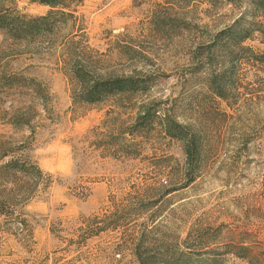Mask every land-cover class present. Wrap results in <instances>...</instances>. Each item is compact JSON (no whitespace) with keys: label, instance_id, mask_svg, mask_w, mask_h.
Returning <instances> with one entry per match:
<instances>
[{"label":"rangeland","instance_id":"1","mask_svg":"<svg viewBox=\"0 0 264 264\" xmlns=\"http://www.w3.org/2000/svg\"><path fill=\"white\" fill-rule=\"evenodd\" d=\"M67 4L0 31V165L24 166L0 172V264H264V0ZM75 65L145 83L74 102ZM167 119L199 140L189 164Z\"/></svg>","mask_w":264,"mask_h":264},{"label":"trees","instance_id":"2","mask_svg":"<svg viewBox=\"0 0 264 264\" xmlns=\"http://www.w3.org/2000/svg\"><path fill=\"white\" fill-rule=\"evenodd\" d=\"M31 1L50 6V12L45 16L28 17L24 14L21 15L18 9H15L14 11L9 6H1L2 2H0V31L14 39H27L35 34L39 35L44 31L45 27L49 26L50 23L53 22L52 20L55 17L54 15L61 12L62 9L68 6L67 3L70 0ZM238 26L239 22H235L233 25L228 27L225 32H234ZM248 36V34L244 35L238 42H242L244 39L248 38ZM71 75L77 83L76 90L73 94V101L87 104H95L108 97L118 94L137 93L142 90L141 84L145 83L144 79L132 76L107 78L94 77L93 74L83 65L73 66L71 69ZM16 80H18V78H16ZM9 81L10 80H7L6 82ZM31 87L40 90L42 86L36 81L31 80L29 88ZM144 116L145 115L138 117L135 125H139L141 119H144ZM11 123L19 124L20 119L15 117ZM165 131L167 136L183 141L187 163L189 164V162H192L195 154L197 153L196 149L199 146V140L195 139V136L190 133L186 126L176 120L167 119ZM8 154V152H5L0 158L3 159L8 156ZM23 168L24 166L20 165L18 160L12 159L0 165V172L3 175L4 173H10L12 171H21ZM37 171L40 173L39 169ZM111 228H115V226L113 225Z\"/></svg>","mask_w":264,"mask_h":264}]
</instances>
